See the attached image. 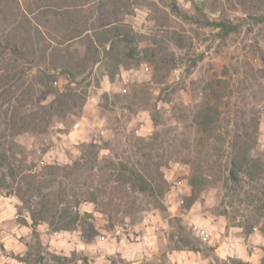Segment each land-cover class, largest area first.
Masks as SVG:
<instances>
[{"label": "rangeland", "instance_id": "374dc122", "mask_svg": "<svg viewBox=\"0 0 264 264\" xmlns=\"http://www.w3.org/2000/svg\"><path fill=\"white\" fill-rule=\"evenodd\" d=\"M38 7L48 13L37 23L83 67L75 84L58 71L41 83L37 57L20 61L19 125L0 117V153L15 173L0 166V264H264L262 224L255 240L243 227L264 175L242 173L237 190L228 177L235 150L264 163V0H0L4 46L20 10ZM114 22L140 36L114 46L120 70L110 44L70 40ZM132 174L154 194L134 188ZM37 191L56 201L66 191L77 227L33 223ZM196 236L209 251L182 240Z\"/></svg>", "mask_w": 264, "mask_h": 264}, {"label": "trees", "instance_id": "16d2710c", "mask_svg": "<svg viewBox=\"0 0 264 264\" xmlns=\"http://www.w3.org/2000/svg\"><path fill=\"white\" fill-rule=\"evenodd\" d=\"M45 13H48V10L44 7H38L35 11L31 9H21L20 16L17 18L19 20H14L16 21L14 22L16 27L13 34H7L6 36V45L4 46L0 40V48L3 49L0 51V70L3 73V75L0 76V117H2L5 121H8L7 127L9 126L12 128V126L17 127L19 125V110L22 107V99L24 100V95L26 96V92L23 90L26 87V71L22 68H18L20 61L27 60V57H37V59L31 62L34 68H36L41 74V76H39V81L41 83H44L46 78L52 79L53 82H57L55 75L58 71L59 74H65L71 78V83L75 84L76 77L78 75L76 73L80 71L81 67H83L82 64H80V61L75 58V55L69 47H63L62 43L56 42V36H51L50 30H46L44 26H40L37 23L38 17L42 15L44 16ZM56 15L60 14L55 11V16ZM27 24L30 27L29 31L27 29ZM18 32L25 33L24 37L27 41L26 43H22V46H19L21 35ZM84 34L92 44L99 43L102 46L110 44V48L105 51H107V55L111 59V62H113L119 70L120 67H124V65L122 64V60L118 52H116L118 48L115 50L114 46L119 43H121V45L124 44L128 46V44H131L136 46L137 38L140 37L137 34L130 33L126 25H118L114 22L104 25L103 28H95L92 26L90 29H86L80 33H75L73 38L70 40L79 39L81 36L83 37ZM33 37H36L35 40ZM7 58L11 61L7 62ZM96 63H102V59H97ZM69 96L71 99L72 94H69ZM15 99H17L16 102ZM62 103L63 102H61L59 106H61ZM36 119L37 114L35 115L33 121ZM0 166H7L11 176L15 174L8 154L0 153ZM79 168V164H76L71 168V170H78ZM242 173L252 181L256 178H261L264 175V163L259 159L249 157V152L245 148L244 150H235L232 157L228 176L229 181L232 183L231 189L235 188L237 190L242 187ZM132 177L134 180H131V184L134 188H137L145 194H154L155 187L144 176L141 174H132ZM5 185V179H0V189ZM190 185L193 188V191H195L196 188L194 185V178L190 180ZM28 188L30 191H35V187ZM36 193L41 196V199L38 202V210L32 213L33 223H38L39 221L49 222L56 231H71L77 227L81 220L79 212H71V208L67 204L62 206L65 201L64 198H66V195L68 196L66 191V195L65 193L61 194V196H63L61 197V201H56L55 199L49 200L48 198L51 195L47 193L43 194L41 191H37ZM246 198L248 200L247 206L252 207L254 205L256 214L253 220H251V223L243 227L248 234H252L257 226L262 224L261 232L264 234V190L260 194L254 196H251V194L249 196V194H247ZM20 199L25 201L24 198ZM96 200L97 198L93 197L91 202H95ZM195 200L196 199L193 201ZM77 205H79V203ZM227 214L228 212H224L223 216H227ZM179 221L180 218L178 217L172 218L169 221L171 229L173 228V223H177ZM178 228L180 231L185 230L179 225ZM92 229L94 230L93 227ZM94 235L95 234L92 236ZM170 235L172 238L175 236V234L172 233ZM196 237L197 238H194L196 239V242H193L194 240H191L190 237L188 238V242L186 237H183L182 240L185 243H188V245H191L188 247L191 251H198L201 253L209 251L207 244H204L198 236Z\"/></svg>", "mask_w": 264, "mask_h": 264}, {"label": "crops", "instance_id": "0c3cea01", "mask_svg": "<svg viewBox=\"0 0 264 264\" xmlns=\"http://www.w3.org/2000/svg\"><path fill=\"white\" fill-rule=\"evenodd\" d=\"M192 223H194V225H196V226H197L198 224H199V226L201 225L200 220L198 221L197 219L192 220ZM258 238H259V236L257 235L256 232H253L252 234H250V239L255 240V239H258Z\"/></svg>", "mask_w": 264, "mask_h": 264}]
</instances>
